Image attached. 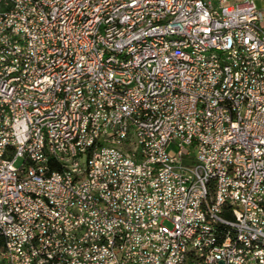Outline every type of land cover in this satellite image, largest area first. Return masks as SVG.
Returning <instances> with one entry per match:
<instances>
[{"label": "built area", "instance_id": "built-area-1", "mask_svg": "<svg viewBox=\"0 0 264 264\" xmlns=\"http://www.w3.org/2000/svg\"><path fill=\"white\" fill-rule=\"evenodd\" d=\"M39 1L43 16L0 0V264H264V0H130L128 13L115 0H71L59 12ZM75 4L84 14L65 35ZM166 7L180 14L161 24ZM112 11L116 28L100 29L106 49L91 50V21L112 20ZM19 29L38 38L37 58L12 46ZM50 29L62 33V48ZM17 52H26V70L15 69ZM82 88H97L99 101ZM74 116H83L81 138Z\"/></svg>", "mask_w": 264, "mask_h": 264}, {"label": "bare ground", "instance_id": "bare-ground-1", "mask_svg": "<svg viewBox=\"0 0 264 264\" xmlns=\"http://www.w3.org/2000/svg\"><path fill=\"white\" fill-rule=\"evenodd\" d=\"M20 5L30 7V13L35 16H43L44 7L41 6L39 0H17ZM71 0H48V8L51 12H59V6H66ZM130 0H115V6H121V13H128V5ZM84 14V5L75 4V14L66 21L65 35H72L75 33L76 27L80 23V17ZM180 14V7H166L163 9V14L160 15V23L168 24L174 15ZM148 16V8L140 7L137 12V19H144ZM116 21H119V11H112V20H93L91 21V28L88 34V42L91 50L106 49V42L101 41V30H112L116 28ZM19 28H26V19H19ZM50 38L53 41L54 48H62V33L57 29H50ZM10 41L15 50L27 51V58H37L38 48L32 45H38V38H33L32 30L19 29V35L10 34ZM71 40H63V50H70ZM137 50H146L147 42H136ZM39 51L47 53L49 58H57V51L50 50V44L39 43ZM112 56H121L120 48H112ZM6 59H13V52H6ZM26 52H17L15 60V69L26 70ZM52 71H65V63L51 62ZM110 70H117V63H110ZM68 87H76V80H68ZM109 94L114 97H122V89L119 86H110ZM58 95H67V86H58ZM82 95H87L90 98V103H97L99 101V92L97 88H82ZM23 98L26 100H38L39 91L23 89ZM77 106H84V99H77ZM218 112H225V105H218ZM73 137L81 138L83 134V116L72 117ZM126 135H133V128H126ZM37 148H44V133H37L36 135ZM50 147H57V139L49 138ZM70 158L79 159V151H70ZM211 195V183L202 182V196ZM197 207H204V199H196ZM197 229V221L189 222V230ZM199 242L191 243V250H198ZM66 258H74V251H66ZM192 252H184V260H191Z\"/></svg>", "mask_w": 264, "mask_h": 264}, {"label": "trees", "instance_id": "trees-1", "mask_svg": "<svg viewBox=\"0 0 264 264\" xmlns=\"http://www.w3.org/2000/svg\"><path fill=\"white\" fill-rule=\"evenodd\" d=\"M3 246V239L0 237V249L2 248Z\"/></svg>", "mask_w": 264, "mask_h": 264}, {"label": "water", "instance_id": "water-1", "mask_svg": "<svg viewBox=\"0 0 264 264\" xmlns=\"http://www.w3.org/2000/svg\"><path fill=\"white\" fill-rule=\"evenodd\" d=\"M219 264H223L222 262H219Z\"/></svg>", "mask_w": 264, "mask_h": 264}]
</instances>
